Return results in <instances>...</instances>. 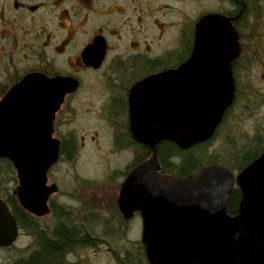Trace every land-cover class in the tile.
Segmentation results:
<instances>
[{"label":"flooded vegetation","instance_id":"obj_1","mask_svg":"<svg viewBox=\"0 0 264 264\" xmlns=\"http://www.w3.org/2000/svg\"><path fill=\"white\" fill-rule=\"evenodd\" d=\"M210 15L227 21L237 48L230 67L232 102L214 137L230 112L249 111L252 116L264 111V0H0V107L8 111L32 108L16 104L15 100L5 102L9 91L29 74L66 78L75 85L63 98L52 121L51 137L58 142V157L47 172V185L56 186L55 194L59 192V197H63L65 193H60L51 171L59 161L68 165L67 171H76L78 154L85 146L87 135L80 136L78 131L86 127L77 124L79 114L96 113L98 125L106 132L108 149L100 150L104 155L130 156L122 169H115L114 176L124 180L151 156L152 150L132 137L130 112L160 109L159 102L182 93L185 75L178 71L192 56L196 25ZM262 124H254L257 132ZM101 128L94 129L91 142L100 138ZM253 139L254 136L239 157L257 149ZM259 148V154L250 162L263 152L264 146ZM232 162L234 170L226 164L220 166L237 174L250 163L238 168V162ZM159 165V172L163 173L160 161ZM83 182L73 188L74 211L52 199L54 194L49 196L46 216H51L52 221L42 227L36 224L39 234L27 230L28 249L15 264L29 260L40 250V238L54 240V229L60 226L77 236L62 252V264H93L91 257L94 250H101V241L91 230L94 216L83 211V207L102 205L96 199L95 187L88 180ZM122 182L114 199L104 203L119 214L121 232L135 220L141 243L140 214L126 220L117 206ZM83 237L87 242L80 243ZM141 245L131 258H118L117 264H148Z\"/></svg>","mask_w":264,"mask_h":264},{"label":"water","instance_id":"obj_2","mask_svg":"<svg viewBox=\"0 0 264 264\" xmlns=\"http://www.w3.org/2000/svg\"><path fill=\"white\" fill-rule=\"evenodd\" d=\"M236 55L227 21L216 15L202 18L192 56L178 71L185 75L182 93L163 99L160 109L130 112L132 137L152 154L127 174L117 206L126 220L140 214L148 264H264V151L235 177L215 165L186 177L158 173L159 143L169 141L186 150L213 135L232 102L230 67ZM74 88L66 78L29 74L5 102L32 108L0 107V158L15 170L13 194L19 206L35 217L48 214V198L57 191L46 184L58 157L52 121ZM234 182L240 200L236 215L229 216ZM17 236L16 220L0 199V249L10 247Z\"/></svg>","mask_w":264,"mask_h":264},{"label":"rangeland","instance_id":"obj_3","mask_svg":"<svg viewBox=\"0 0 264 264\" xmlns=\"http://www.w3.org/2000/svg\"><path fill=\"white\" fill-rule=\"evenodd\" d=\"M95 114H79L77 124L84 125L86 129L77 130H79L80 136L87 135L85 146L78 154L76 171H67L68 165H64L62 161H59L51 171V177L55 179L60 193H65L63 197L61 194L59 197L58 192L52 196V199H58L59 203L73 207L74 211L76 204L72 202L71 197L75 194L73 188L83 185V181L88 180L95 187L93 189L96 199L102 205L100 207L99 203H97L91 209L83 207V211L91 213L94 216V227L91 230L99 236V240L101 241L99 244L101 250H94L96 253L93 254L90 261L93 264H117L118 258L124 259L128 255L131 258V255L136 253L138 244L139 246L141 245L140 232L135 220L125 225V231L121 232L117 220L119 214H115L113 207L105 206L104 203L113 200L117 194L118 184L123 179L119 178L118 175L114 176L113 173L115 169H122L128 163L130 156L123 153H112L110 156H107L100 151L101 149H108V146H106L107 138L106 132L98 125L99 122L95 118ZM261 123H263V126L264 111H259L252 116L249 111L240 112L235 110L230 112L225 123L210 140L207 152L213 154L215 158H219V161L226 164L227 167L233 168L234 162L232 160L236 157V153L238 156L243 149H247L248 143H251L249 140L253 136V141L257 140L258 144L264 146V127H258L261 131L257 132V125L254 126V124ZM99 127L101 128L100 138H97L95 142H91L89 137L92 135L94 129H99ZM97 146L98 149L96 150ZM254 147L257 148L256 146ZM200 154L202 155L203 153ZM210 157L212 158V156ZM16 184L14 170L9 173L0 171L1 187L12 192ZM66 194L69 196L65 197ZM80 211L82 212V209ZM50 221H52L51 216H45L37 219L36 224L42 227V224L47 225ZM29 243L28 231L19 229V235L15 243L8 249L0 250V264H15L18 259L24 258Z\"/></svg>","mask_w":264,"mask_h":264},{"label":"trees","instance_id":"obj_4","mask_svg":"<svg viewBox=\"0 0 264 264\" xmlns=\"http://www.w3.org/2000/svg\"><path fill=\"white\" fill-rule=\"evenodd\" d=\"M258 144V141L254 140V146ZM210 146V141L201 145H198L188 151H179L174 144L170 142H162L157 146V155L161 162L163 173H167L174 177H185L192 173H195L198 168L203 167L209 163L221 165L219 158H215L213 154L208 153L207 150ZM262 144H258L257 149L251 152H246L234 157L235 163L238 166H243L249 163L262 147ZM207 152V155H206ZM200 153H203L202 155ZM212 156V158L210 157ZM211 158V159H210ZM223 164V163H222ZM233 164V168L235 169ZM231 168L232 170H234ZM239 168V167H238ZM0 171L13 172L12 165L5 159H0ZM0 198L3 199L9 208L11 215L15 218L16 224L19 229L25 231L30 230L33 233L39 234V229L36 226V219L32 218L27 212H25L8 189L1 187L0 185ZM240 199V193L237 188L233 189L228 204V212L234 215L237 209V204ZM54 240H47L40 238V250L33 254L27 261H19L17 264H62V252L65 248L69 247L77 236L73 234L72 230L65 227H58L54 229ZM80 243L87 242L86 238H80Z\"/></svg>","mask_w":264,"mask_h":264}]
</instances>
